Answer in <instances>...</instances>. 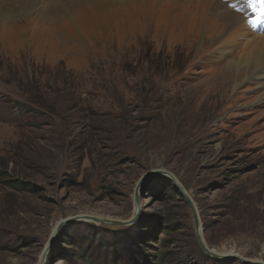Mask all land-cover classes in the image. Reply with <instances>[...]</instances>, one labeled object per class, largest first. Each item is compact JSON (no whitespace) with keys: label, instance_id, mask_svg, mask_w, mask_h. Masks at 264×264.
Returning <instances> with one entry per match:
<instances>
[{"label":"rangeland","instance_id":"obj_1","mask_svg":"<svg viewBox=\"0 0 264 264\" xmlns=\"http://www.w3.org/2000/svg\"><path fill=\"white\" fill-rule=\"evenodd\" d=\"M183 2L151 0L126 29L63 17L0 39V264L46 248L44 264H264V82L230 75L212 42L226 29L192 23ZM155 172L228 258L201 252Z\"/></svg>","mask_w":264,"mask_h":264},{"label":"bare ground","instance_id":"obj_2","mask_svg":"<svg viewBox=\"0 0 264 264\" xmlns=\"http://www.w3.org/2000/svg\"><path fill=\"white\" fill-rule=\"evenodd\" d=\"M183 1V9L192 23L198 26L207 20L212 34L226 29L212 42L215 47L218 45L217 53L223 54L227 72L235 76L242 74V80L264 82V20H259L250 8L233 11L228 5L238 0ZM149 3L151 0H0V39L2 43L19 39L28 22L36 23L37 30H41L44 26L53 27L63 17L72 25L80 24L84 28L98 27L92 25L95 20H120L121 29H126L132 25L133 18L152 13ZM228 83L233 91L240 84L236 80Z\"/></svg>","mask_w":264,"mask_h":264},{"label":"water","instance_id":"obj_3","mask_svg":"<svg viewBox=\"0 0 264 264\" xmlns=\"http://www.w3.org/2000/svg\"><path fill=\"white\" fill-rule=\"evenodd\" d=\"M155 174H160V175H163L165 177H167L169 180H171L174 184V187L175 189L179 192L180 196L184 199V201L186 202V204L188 205L190 211H191V214H192V217H193V224H194V229H195V237H196V241H197V244L199 246V249L201 250V252L212 258V259H218V260H223V259H226L228 258L227 256H224V255H218L216 253H214L213 251L209 250L206 245L204 244V241H203V238H202V233L200 234L199 233V223H198V219L196 217V213H195V208H194V205L191 203L190 199L187 197V195L184 193V191L177 185V183L175 182L174 178L168 174V173H164V172H155V173H150L148 175H146L144 178L147 179L149 178L150 176L152 175H155ZM141 182L138 183L137 187H139ZM136 193H137V189H136ZM138 218V214L136 213L134 215V217L132 218V220L128 221V222H119V221H112V220H108V219H100V218H90V217H76L74 219H71L69 220V222H73V221H77L79 219H84V220H90L96 224H105V225H113V226H127V225H130L132 223H134ZM82 221V220H81ZM66 222H62L60 223V225L57 227L56 231L54 232L56 236L57 233L59 232V229L64 226ZM52 243V241H51ZM47 251H48V248L44 249V252L42 253L41 257H40V260L38 262V264H44L45 263V256L47 254Z\"/></svg>","mask_w":264,"mask_h":264},{"label":"snow or ice","instance_id":"obj_4","mask_svg":"<svg viewBox=\"0 0 264 264\" xmlns=\"http://www.w3.org/2000/svg\"><path fill=\"white\" fill-rule=\"evenodd\" d=\"M235 12H243L245 9H252L259 20H264V0H238L237 3L228 5ZM255 21H249L254 23Z\"/></svg>","mask_w":264,"mask_h":264},{"label":"trees","instance_id":"obj_5","mask_svg":"<svg viewBox=\"0 0 264 264\" xmlns=\"http://www.w3.org/2000/svg\"><path fill=\"white\" fill-rule=\"evenodd\" d=\"M12 189L14 188V189H20L21 187L20 186H18L17 184H11L10 183V185H9ZM142 245H143V241H142ZM146 245L144 244L143 245V247H145ZM142 248V247H141ZM157 257V256H156ZM159 261L157 262V263H153V262H151V261H147V260H144V258H140V260L139 259H136V260H131V259H129V261L127 262V263H113V264H163V259H162V257H160L159 259H158ZM87 262H90V261H87ZM87 264H89V263H87ZM92 264H95V263H92ZM104 264H107V263H104Z\"/></svg>","mask_w":264,"mask_h":264}]
</instances>
